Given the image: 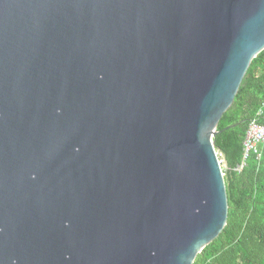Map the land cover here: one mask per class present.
Wrapping results in <instances>:
<instances>
[{
  "label": "water",
  "instance_id": "obj_1",
  "mask_svg": "<svg viewBox=\"0 0 264 264\" xmlns=\"http://www.w3.org/2000/svg\"><path fill=\"white\" fill-rule=\"evenodd\" d=\"M263 49L264 0H0V264H194Z\"/></svg>",
  "mask_w": 264,
  "mask_h": 264
},
{
  "label": "trees",
  "instance_id": "obj_2",
  "mask_svg": "<svg viewBox=\"0 0 264 264\" xmlns=\"http://www.w3.org/2000/svg\"><path fill=\"white\" fill-rule=\"evenodd\" d=\"M264 109V49L253 58L233 104L223 114L216 148L223 159L228 222L194 264H264V145L247 158L250 123ZM231 125V127H227Z\"/></svg>",
  "mask_w": 264,
  "mask_h": 264
},
{
  "label": "built area",
  "instance_id": "obj_3",
  "mask_svg": "<svg viewBox=\"0 0 264 264\" xmlns=\"http://www.w3.org/2000/svg\"><path fill=\"white\" fill-rule=\"evenodd\" d=\"M259 118L251 121L246 137V152L247 158L252 150L259 152L260 147L264 145V109L259 111ZM261 153L259 152V155ZM223 162V159H222Z\"/></svg>",
  "mask_w": 264,
  "mask_h": 264
},
{
  "label": "rangeland",
  "instance_id": "obj_4",
  "mask_svg": "<svg viewBox=\"0 0 264 264\" xmlns=\"http://www.w3.org/2000/svg\"><path fill=\"white\" fill-rule=\"evenodd\" d=\"M220 155V154H219ZM220 158H221V155H220ZM222 159V158H221ZM222 165H223V167L225 166V164L222 162Z\"/></svg>",
  "mask_w": 264,
  "mask_h": 264
}]
</instances>
